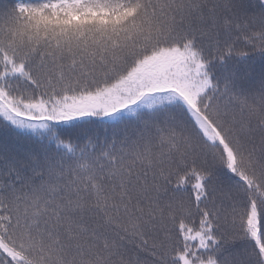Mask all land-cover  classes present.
<instances>
[{"label": "snow or ice", "instance_id": "obj_1", "mask_svg": "<svg viewBox=\"0 0 264 264\" xmlns=\"http://www.w3.org/2000/svg\"><path fill=\"white\" fill-rule=\"evenodd\" d=\"M0 264H264V0H0Z\"/></svg>", "mask_w": 264, "mask_h": 264}]
</instances>
